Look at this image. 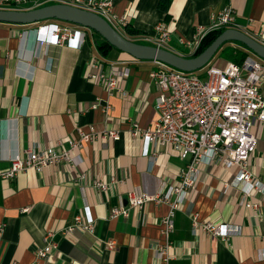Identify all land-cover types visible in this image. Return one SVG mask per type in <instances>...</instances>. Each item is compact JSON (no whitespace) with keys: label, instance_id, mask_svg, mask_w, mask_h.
I'll return each instance as SVG.
<instances>
[{"label":"crops","instance_id":"crops-1","mask_svg":"<svg viewBox=\"0 0 264 264\" xmlns=\"http://www.w3.org/2000/svg\"><path fill=\"white\" fill-rule=\"evenodd\" d=\"M113 1L115 12L126 21L125 36L151 34L163 23L171 30L170 49H182L186 56L191 52L180 40H192L199 26L209 27L212 14L228 6L236 9L240 29L259 33L256 37L264 43V0ZM48 4L53 3L31 0L27 8ZM62 22H0V170H8L11 157L25 156L29 149H68L71 139L92 127L99 132L119 130L121 137L98 136L86 142L75 153L81 159L75 167L61 162L41 173L30 169L14 178L0 177V264H35L36 251L49 232L55 233L59 250L39 264H167L157 248L165 243L162 218L170 210L168 203L149 201L132 208L129 216L111 217L113 207L127 205L129 192L154 195L164 184L179 182L190 162L159 145L146 149L143 139L131 134L132 123L154 128L160 118L158 91L150 77L158 64L115 46L104 53L99 47L103 39L83 28L87 36L81 47L41 48L39 40L49 26ZM228 43L236 47V42ZM227 61L233 60L215 56L210 64L224 66ZM125 70L128 97L110 93L103 81L90 77ZM260 90L264 94V77ZM98 102L97 108L91 107ZM252 130L258 143L249 168L264 183V122L256 119ZM235 173L220 162L201 164L196 188L176 213L168 264H264V194L246 198L259 202V212L241 205L245 200L240 188H226ZM112 175L118 181L107 191L94 186L95 179ZM194 214L226 225L228 238L195 230ZM77 215L83 221L90 216L93 230L77 229L65 236L64 229ZM109 241L116 242L114 249Z\"/></svg>","mask_w":264,"mask_h":264},{"label":"built area","instance_id":"built-area-1","mask_svg":"<svg viewBox=\"0 0 264 264\" xmlns=\"http://www.w3.org/2000/svg\"><path fill=\"white\" fill-rule=\"evenodd\" d=\"M30 1L0 0V9H31L27 8ZM41 1L70 4L96 12L121 33L126 24L124 17L115 12L113 0ZM81 28L91 30L69 22L51 24L46 32L47 35L39 40V45L41 48L48 45L81 47L87 36V32ZM227 28L240 29L237 11L232 6L213 13L211 25L199 26L192 40L181 39L180 42L192 55L199 49L208 33ZM256 36L260 34L256 33L253 37L257 39ZM137 40L171 50L169 47L171 30L163 23L156 24L151 34L139 36ZM156 63L158 67L150 72V77L158 91L157 107L160 110V118L154 128L143 127L138 122L132 123L131 134L134 137L140 136L145 142L146 149L152 144L159 145L163 150H172L182 159H190V162L181 170L179 182L164 184L154 195L136 190L129 192L127 205L113 207L111 217L129 216L132 208L142 207L149 201L168 203L170 210L162 218L165 243H159L157 248L158 257L168 264L172 259L171 250L174 247L170 236L175 230L176 213L186 203L189 193L196 188L201 164L220 162L226 169L235 168L234 179L226 185V188L231 185L239 187L245 200L241 205L259 212V202L246 201V198L253 197L255 192L264 194V183L257 179L249 168V159L258 143L252 128L256 119L264 122V94L260 90V80L264 77L262 75L264 64L251 54L243 64L235 61H227L224 66L208 64V78L204 81L194 72H187L160 61ZM127 75L128 71L125 70L113 71L110 75L91 74L90 77L103 81L110 93L115 92L128 97L123 82ZM99 104L101 103H94L91 107L97 108ZM120 135V131L116 129L99 132L92 127L90 132L80 131L78 139L69 141L68 149L57 150L53 147L29 149L25 156L14 155L10 160V168L0 170V177L14 178L30 169L41 173L45 168L61 162H67L75 167L81 162L80 157L75 153L86 142L98 136L119 140ZM80 177L84 178L85 174ZM116 181H118L117 177L112 175L109 179H95L94 186L107 191ZM86 209L88 210V207ZM28 210V207L22 209L25 212ZM93 221L90 216L87 221H83L81 215H77L75 222L67 226L63 234L70 236L77 229L90 232L94 227ZM192 221L195 230L217 235L223 239L229 236V228L226 225L200 220L197 214L192 216ZM44 242L45 245L36 251L39 260L48 259L53 252L59 250L54 232L47 233ZM115 246V241H109L110 248L114 249ZM38 261L35 264H39Z\"/></svg>","mask_w":264,"mask_h":264},{"label":"water","instance_id":"water-1","mask_svg":"<svg viewBox=\"0 0 264 264\" xmlns=\"http://www.w3.org/2000/svg\"><path fill=\"white\" fill-rule=\"evenodd\" d=\"M50 19L74 23L98 32L116 48L140 60L164 62L175 68L195 72L211 63L225 42L238 41L264 60V43L237 28L225 29L202 53L189 57L173 50L135 41L100 14L74 5L53 3L31 9H0V22L35 24Z\"/></svg>","mask_w":264,"mask_h":264},{"label":"trees","instance_id":"trees-1","mask_svg":"<svg viewBox=\"0 0 264 264\" xmlns=\"http://www.w3.org/2000/svg\"><path fill=\"white\" fill-rule=\"evenodd\" d=\"M168 1V0H167ZM163 8H167V4L166 2L163 4ZM50 20H56V19H50ZM49 21V20H47ZM44 22V21H43ZM225 29H220V30H215V31H211L210 33H208L205 38L203 39L199 49L192 55H188L189 57H193V56H197L200 53H202ZM128 32L130 33H134V31L129 30ZM99 36L103 39V42L100 43L99 47L100 49L106 53L108 51L109 48L114 47L108 40L104 39L100 34ZM129 38L133 39V40H137L136 37L133 36H129ZM139 42V41H138ZM233 42H238V41H233ZM228 42H225L219 49V51L224 47L225 44H227ZM243 46V49H241L240 54L238 56L237 59H234L233 61L239 63V64H243L245 62V60L247 59V57L250 55V50L247 48V46L240 42Z\"/></svg>","mask_w":264,"mask_h":264},{"label":"rangeland","instance_id":"rangeland-1","mask_svg":"<svg viewBox=\"0 0 264 264\" xmlns=\"http://www.w3.org/2000/svg\"><path fill=\"white\" fill-rule=\"evenodd\" d=\"M92 31H94V30H92ZM94 32H96V31H94ZM122 32H123V34H125L123 30H122ZM96 33L99 35L98 32H96ZM141 43H143V42H141ZM241 49H243V46H242V44L240 42H236V47L235 48L228 43V44L224 45V47L218 52V54L216 56L225 57V58H231L232 60H234V59L238 58ZM172 50H175V52L182 53L181 52L182 49H177V50L176 49H172ZM182 54L187 55L186 53H182ZM250 54L253 55V57L255 59L259 60L262 64H264V60L259 58L257 55H255L252 51H251ZM207 70H208V66H205L204 68L195 71L194 74L196 76H198L200 79L205 81L208 78Z\"/></svg>","mask_w":264,"mask_h":264}]
</instances>
